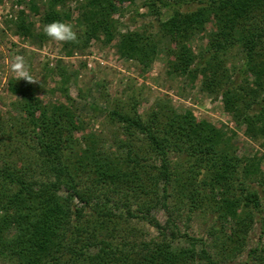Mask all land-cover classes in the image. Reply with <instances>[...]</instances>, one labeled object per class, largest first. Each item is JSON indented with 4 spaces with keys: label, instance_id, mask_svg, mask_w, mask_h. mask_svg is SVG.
<instances>
[{
    "label": "trees",
    "instance_id": "1",
    "mask_svg": "<svg viewBox=\"0 0 264 264\" xmlns=\"http://www.w3.org/2000/svg\"><path fill=\"white\" fill-rule=\"evenodd\" d=\"M69 1L51 0L43 27L69 21ZM127 1L136 0H83L76 18L83 33L73 47L103 34L147 70L162 39L176 42L173 71L193 80L201 75L202 90L221 94L236 124L264 143V0H145L159 34L118 31L114 14ZM192 2L197 5L186 9ZM21 13L14 21L19 33L49 39L43 27L34 34ZM211 17L216 31L195 53L187 42ZM234 50L247 77L240 83L228 65ZM8 90L18 98V112L0 111V258L12 264H219L245 250L262 205L255 185L264 190V172L258 158L238 154L234 132L198 120L190 109L178 111L166 98L142 115L132 98L130 108L109 112L124 138L99 150L93 134L77 137L83 126L65 103L43 104L37 87L18 76L8 80ZM185 207L217 218L212 241L180 227ZM160 210L165 224L155 215ZM134 219L158 234L147 238ZM249 261L264 264V246L250 249Z\"/></svg>",
    "mask_w": 264,
    "mask_h": 264
},
{
    "label": "rangeland",
    "instance_id": "2",
    "mask_svg": "<svg viewBox=\"0 0 264 264\" xmlns=\"http://www.w3.org/2000/svg\"><path fill=\"white\" fill-rule=\"evenodd\" d=\"M50 2L0 0V111L18 112L13 107L18 98L9 92L8 80L18 76L12 65L15 58L21 56L32 84L38 89L39 100L43 104L65 103L75 112L77 121L83 126L82 131L77 132V137L93 134L96 140L92 144L94 148L110 150L115 148L116 139L124 138L121 127L115 125L109 115L111 110L125 109L131 99L135 98L139 112L144 115L156 99L166 98L178 111L190 109L198 120L206 119L230 133L234 132L233 140L238 154L258 158L264 172V143L247 133L244 125L236 124L233 116L226 111L221 94H210L202 90L201 75L193 80L173 71L172 65L177 62L173 50L179 46L176 42L162 39L151 67L143 70L136 60L121 55L116 40L106 42L103 34L86 43L81 40L79 46L73 47L78 39L75 42H60L51 38L38 41L34 36L19 33L14 21L22 15L21 12H24L28 22L33 23L34 34H37L43 27V14ZM82 2H68L73 16L67 23L72 24L77 37L83 33L82 26L76 21ZM196 5V2H192L185 8ZM114 18L120 32L146 30L159 34L158 17L152 8L145 5V0L120 4V11L114 14ZM216 25L214 17H211L205 30L194 34L187 42L188 46L195 53L204 50L209 35L216 31ZM70 48H73L72 52L67 53ZM228 65L238 83L246 80L245 70L240 69L243 64L238 51L231 56ZM255 187L261 193L262 205L256 213L246 248L236 257L223 259L219 264H251L247 262L248 251L257 245L264 246V190L258 185ZM182 214L178 223L183 230H188L194 236L209 238L210 228L217 220L213 214L207 210L191 213L188 207L183 209ZM155 215L165 224L167 214L163 210L156 211ZM137 221L134 219L131 223L142 229L147 238L158 234L157 228L148 222ZM225 230L230 231L231 225L226 226ZM209 240L212 241V238ZM0 264L12 262L0 258Z\"/></svg>",
    "mask_w": 264,
    "mask_h": 264
},
{
    "label": "clouds",
    "instance_id": "3",
    "mask_svg": "<svg viewBox=\"0 0 264 264\" xmlns=\"http://www.w3.org/2000/svg\"><path fill=\"white\" fill-rule=\"evenodd\" d=\"M44 34L55 41L60 42H75L77 40V33L73 30L71 23L62 20H53L43 27ZM13 70L18 72V78H24L27 81H32L29 73L24 68V59L17 56L12 65Z\"/></svg>",
    "mask_w": 264,
    "mask_h": 264
}]
</instances>
